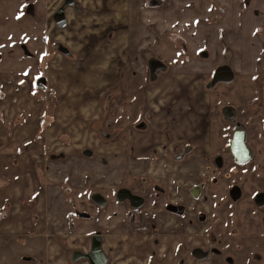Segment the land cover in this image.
<instances>
[{"label": "crops", "instance_id": "1", "mask_svg": "<svg viewBox=\"0 0 264 264\" xmlns=\"http://www.w3.org/2000/svg\"><path fill=\"white\" fill-rule=\"evenodd\" d=\"M66 1L74 4L66 8L67 23L63 29L56 25L53 16ZM216 1L225 10L219 21L212 22L214 10L210 0H48V35L65 40L74 54L46 55L42 65L48 84L45 91L33 89L34 70L0 68V264H68L67 250L72 246L66 238L78 236L77 232L92 235L95 227L91 224L68 225L71 208L62 188L68 183L75 189L79 182L71 181V177L54 179L60 178L55 175L61 168L57 165L60 162L89 160L81 154L83 150L93 148L97 152L95 160L100 163L113 157L137 159L146 144L145 138L150 136L155 142L150 146H159L165 140L163 130L167 127L172 132V149L192 144L195 149L189 157L199 155L205 159L210 155L211 151L203 150L211 136L207 83L210 74L218 66H225L240 83L256 82L261 74L264 85V0ZM193 2L195 6L191 7ZM112 31L115 53H106L109 44H103L104 54L91 65L88 60L98 44H90L92 39L102 34L109 38ZM169 31L180 32L186 38L191 57L187 62L175 58V64L158 82L162 85L151 87L153 99L158 96L155 101H159L153 105L151 131L129 129L119 137L124 146L118 155H111L110 151L100 155L104 152L100 146L109 148L113 142H101L89 123L100 115L104 94L116 82L126 79L128 71L140 70L139 74H144L147 54L168 59L162 46L167 45L168 52H174L166 39ZM80 35L89 37L84 44L79 42ZM104 41L110 43L111 39ZM86 44L92 48L83 46ZM202 47L210 50V59L196 56ZM85 83L97 84L98 89L91 91L86 86L83 90ZM168 83L170 87L160 91ZM70 88H76L75 94H71ZM261 90L264 96V87ZM59 106L65 108L62 119L56 117ZM194 108L200 117L192 123L189 117ZM168 112L172 113V121L167 119V126L161 124L157 129ZM45 130L54 132L50 134L51 145L45 141ZM64 137L68 138L67 143L71 142L70 146L63 143ZM76 142L84 145L78 146ZM60 151L68 153V159L49 158L52 152ZM253 153L256 155L254 150ZM69 172L85 175L87 170ZM52 180L55 182L50 183Z\"/></svg>", "mask_w": 264, "mask_h": 264}, {"label": "rangeland", "instance_id": "2", "mask_svg": "<svg viewBox=\"0 0 264 264\" xmlns=\"http://www.w3.org/2000/svg\"><path fill=\"white\" fill-rule=\"evenodd\" d=\"M210 2L214 10V15L210 19H212V22L219 21L221 19L220 15H223L225 9L222 6H219L216 0H210ZM194 6H195V2L192 3L191 7ZM47 10H48V0H0V68L3 69L23 68L27 70L29 69L33 70L34 69L33 66L34 67L36 66L37 61L40 60L39 57H41L42 54L51 53V55H53L56 53L53 51L52 48V46H56L54 42L64 41L63 44H66L65 40L55 39L54 38L55 36L50 38V36L48 35L49 19L47 17V13H48ZM59 28H63V27H59ZM172 33L174 32L172 31ZM176 33L180 34V32H176ZM114 35L115 33L112 31L109 35V38L108 36H104L103 34L94 36L90 44H97V43L98 44L96 46V50L92 53V56L90 57L91 59L88 60L89 62H91L90 63L91 65H94L98 61V59H100V57L104 54V51L102 50L103 44L106 45V47H108L109 44V50H106V53H115L114 51L115 43L113 39ZM88 38L89 37L85 35L84 36L80 35L79 42L84 44ZM174 38L178 39V36H175ZM104 39L106 40L111 39V42L110 43L108 41L103 42ZM67 40H69V37H67ZM169 42H172V44L171 43L170 44L172 45V49H174V52L173 51L168 52V49H166L167 45L162 46V50L166 51L167 53L166 57L168 58V60H172V66L175 64L177 60L175 58H182V60L186 62L190 59L191 57L190 54H189V59H185V51L180 41L179 43H176L172 39V41L170 40ZM186 42L188 48L189 46L188 41L186 40ZM83 46H87L88 49L92 48V45L86 44ZM112 55H113L112 57H114V54ZM196 56H198V58L200 59L208 60L211 57V52L207 47H202L198 50V54ZM41 64L43 65L44 62ZM72 64L77 68V64L75 63ZM219 67L220 66H218L215 69V71L210 74L209 79L207 81L209 87L210 106H211V111L209 115L211 122V130H210L211 136H210V142L208 141V143H206L207 147L206 148L203 147V150L206 151L209 150V152L211 151L210 155L207 156L205 159H201L202 156L199 155L191 156L188 157V160L182 163L172 160V163L169 162L168 163L169 165L164 164V166L163 164H159V161L155 163V169L160 165H162L160 166V168L167 169L165 170V172H167L166 175L169 174V177H172V192L176 193L177 194L176 197L178 198L182 196L185 197V192H187L186 185L195 181L196 178L199 177L201 173L203 172H206L208 174L211 173V170H208L209 166L208 167L206 166L207 164L208 165L212 164V160L214 156L218 154V152L219 154L221 152H226L227 157L230 159L229 143H228L229 129L236 122H242L248 126L250 132L249 143L256 154L252 162V164L255 165V176H254L255 186L250 191L251 193L254 194L260 191L264 192V106L262 105L264 104V96L262 94L263 90H261L264 87V85L262 86L261 83L263 78L261 74H258L255 79L256 82L253 83L252 81L251 82L246 81L240 83L239 79L236 78V79H232L231 82H226L221 80L216 84H213L216 72ZM86 69H88V67H86ZM35 71L36 70H34V72ZM139 73L140 70L138 73H136L133 70L128 71L126 74V79L122 80V82L111 83V84L114 83L116 84V87L110 90L111 102H109L108 98H105L102 101V104L106 105L107 103L111 107H113V109H111L112 112L111 116L114 114V118H115V113L116 114L119 113V107L124 105V102H122L123 100L120 99L119 96L120 92L124 94L123 95L124 100L126 99L132 100L137 98L139 86L142 83V77H143L142 75L143 73L142 74ZM60 84L62 85V83ZM127 84L128 87H126ZM160 85H162V82L155 85H151V87L154 86V88H158ZM170 85L171 83H168V86L162 87L160 91L167 90L170 87ZM86 86H88L91 91L94 89H98L97 84L94 85L92 83L91 84L85 83L83 90H86ZM75 92H76V88L71 89V94H75ZM79 92L81 93L82 90L79 89ZM90 93L91 92H89V94ZM156 97L154 98L157 99ZM155 99H153L154 100L153 102L157 104L159 101L157 102L155 101ZM165 101L166 98H164L163 102ZM194 103L197 102L194 100ZM127 104H131V103H127ZM195 108L193 109L194 114L192 113L189 117L192 123L195 122L194 121L195 118L200 117L198 112L195 110ZM64 110H65L64 107L61 109V107L59 106L57 108L56 117L60 119L64 118V116L66 115ZM59 112H61V114H59ZM167 119H169V121H172L171 112L166 113V118L164 117L163 121L158 122L157 129L161 127V124L167 126L166 124ZM114 124L120 126L127 125L125 121H118V120H116ZM43 132L45 134L46 143L50 142L51 145V141L53 139L50 140V134L54 132L46 131V130ZM65 132L63 134H67ZM156 137L159 139L161 138L160 136H156ZM180 137L184 138L183 135H180ZM62 141L63 143H66L67 146L71 145V142L67 143L68 141L67 137H64ZM143 142L146 144L142 147V149H147L150 146V143L153 144L155 143L153 140H151L150 136H147L145 138V141ZM142 143H140L139 145H141ZM76 144L78 146L84 145L79 142H76ZM123 146L124 145H122V141L118 138L117 140H115V142H113L110 145L109 148H106L105 146H100V148L103 149L104 152H99V154L100 155L109 154L106 151H110L111 155L113 154L118 155L119 154L118 151ZM198 147H196V149ZM176 152L177 150L173 148L172 153L176 154ZM141 153L143 152L141 151ZM65 154L66 155L64 159L67 158L68 153L65 152ZM80 160L81 159H78L77 162H72V163L60 162L59 164H57L60 165L61 168L59 169V171L56 172L55 175L59 176L60 178H54L55 180H58L61 179V177L63 178L71 177V181L73 182L78 181L79 186L78 184L75 185V189L72 191V194H74V196L76 194L75 197L77 202L79 203L81 198L87 194V192L81 193L82 190H86L85 188L87 186L89 187V190L95 188L93 186L94 182L92 180H96L98 183L99 181H103V179H105L106 181H103L102 186H107L112 184L116 185L118 184V182H114V181H120L121 179L120 175H122L125 172L124 167L126 166L127 176L128 174H132V177H129L126 180V185H128L130 184L131 181L134 180V178H136L137 176L141 175L144 171L149 169L150 164L147 162L151 161L148 159L141 160L139 156H137V159H135L134 157L133 158L117 157L115 159L113 157L112 159L105 160L102 163H100V160H95V158L86 161L83 160V163H78ZM247 166L244 169L248 170ZM69 170H87V172L85 175H82L81 173L69 172ZM191 171H193L192 172L193 174H190ZM158 173H161L160 169ZM223 176L224 175L222 172L220 177L223 178ZM49 182L54 183L55 181L52 180ZM109 182L112 184H110ZM229 183L230 182L226 180H222L220 184L215 185V188H211L209 195L210 199H207L208 195L206 196V199H204L205 202L206 200L209 201V205L207 202L206 203L207 206L210 208V212L208 209V214L210 216L206 223L201 224L195 221L194 224H192L189 229L186 228L184 225L186 219L195 218V216L192 215L191 213L196 212V208H198L199 205L203 203L202 201L192 202L190 205L194 204V206H192V209H189V214L187 212L182 216L176 217V220L178 222V226L174 228V230H176V236L184 235L183 237L184 240L187 243L194 244V247H199L201 245L200 243H197L195 241L200 240L201 238L203 239L206 238L207 237L206 234L209 235L214 234V237L217 238V240L215 239L214 241L210 239L211 242L213 243L210 245L211 249H208V251L213 254L212 249L217 248L220 250V256L216 255L213 258H209L207 261L206 260L202 261L200 259H193V256H188V258L193 260L192 262L190 261L189 264H264V207L260 208L258 205L254 206V204H248V200L240 201L238 206L236 207L232 206L230 203H227L225 205L224 204L225 200L229 199L226 193V189ZM147 209H152V208L151 206H148V208L143 209L144 212H147L148 211ZM251 209L254 210L252 211ZM250 211L251 213L253 212L250 217V219L252 220L251 223L250 221H244L245 218L244 214L246 215L247 218H249V216H247L246 213ZM100 213H101V217H99V220H101L100 226H97L94 221H81L77 225L81 226L84 223H88L91 224V226L95 227L94 231L97 228H99V230H102L105 236L104 248L109 253L111 251L115 252L114 255H116L117 257L115 260L116 261L115 264H118L119 261H122V259L124 260L123 256H126V253L128 251L133 252L134 250H137L136 245L139 246V248H142L143 250L142 253L143 255H145V250H148L150 248V247L147 248L146 245L151 246L153 233H151L150 231H145L138 236L134 232L136 229L134 225L123 226L120 224L119 226L116 225V227H108L110 225L119 222L121 218L124 216V212L121 211L120 207L116 209L115 207H113L109 210L105 209L104 211H100ZM146 217H150L149 219L154 218L153 215L151 216L149 214H146ZM142 229L147 230L149 228H147V226H143ZM75 232L76 229H74L73 234ZM108 232H110L111 235H108ZM163 232H164L163 233L164 236H169L163 242H166L169 245L170 254L164 256L165 258L164 263H151V264H167L172 258L173 240H172V236L169 235V233L172 232V226L169 227V229L168 227L164 228ZM79 234L80 233L77 232L78 236L70 235L69 238H66L67 243L70 244V246H72L71 248H69V250L84 245L85 242H87L91 236L90 233L87 235H79ZM176 238L177 240H180L179 239L180 237H175V239ZM189 238H192V241H188ZM176 246H178V243L176 244ZM68 255H70V253H68ZM145 257H147V255ZM84 263L86 262H84L83 260L77 262V264H84Z\"/></svg>", "mask_w": 264, "mask_h": 264}, {"label": "flooded vegetation", "instance_id": "3", "mask_svg": "<svg viewBox=\"0 0 264 264\" xmlns=\"http://www.w3.org/2000/svg\"><path fill=\"white\" fill-rule=\"evenodd\" d=\"M171 33L172 31L166 33V39L168 40V42L170 40L172 41V39L170 38ZM54 43L56 44V46H52L54 52H60L66 56H73V53L70 51L71 49H69L67 45L63 44L60 41ZM169 43L172 44V42ZM64 47L69 50L70 54H65L62 51ZM46 55L51 56V53H45L44 55L42 54V56L39 57L40 60L37 61L36 66H33V70H36L35 72L33 71L32 78V87L34 90L45 91L48 89V84L44 75V69L42 67V64L40 63L41 61L45 62L47 57ZM145 57V71L144 74H142V83L139 86L137 98L132 100H124V94L120 92L119 96L120 99L123 100L122 102H124V105L119 107V113H115V118L114 114L111 116V109H113V107L106 103V105L102 104L100 115L90 120L89 124L95 131L101 142H114L119 137L125 136L128 133L129 129H136L140 133L151 131L152 120L155 118V114L153 113L154 95L151 90V85L157 84L163 78V74L167 73L169 66L172 65V60H168L165 58L162 59L155 55L151 56L150 54H147ZM114 87H112L110 90H112ZM126 87H128V84ZM110 90L106 94H104L101 102L105 98H108L109 102H111ZM116 120L125 121L127 125H116L114 124ZM236 126L237 122L234 123L233 126H231L229 129L228 143L230 159L227 157L226 152H221L220 154L218 152V154L214 156L212 164H207L206 166H209V169H207L211 170V173L208 174L206 172H203L199 175V177L196 178L195 181L191 182L190 185H186L187 192H185V197H176L177 194L172 192V177H169V174L166 175V168H160V166L162 165L158 166L155 169V163L159 161V164H163L164 166V164L169 165V162L172 163V160L179 163L185 162L195 148L192 144H186L183 145L182 148H178L176 154H173L172 132L167 127H165L163 130L165 140L161 145H151L147 149H141L145 152L138 153L141 160H151L147 162L150 164V167L146 171L142 169L144 172L134 178V180L131 181L130 184L126 185V180L127 178L132 177V174H128L127 176V172L125 171L122 175H120V181H114L118 182V184L116 185H113L109 182L112 185L102 186L103 181H106L105 179H103V181H99L98 183L96 180H92L94 182L93 186L95 188L89 190V187L87 186L85 188L86 190H82L81 193L87 192V194L81 198L80 203L76 200V194L75 196L74 194L70 196L71 199L68 200V203L71 210L68 214V225L76 226L79 222L87 220L94 221L97 226H100V211H104L105 209L109 210L113 207H115V209L120 207L121 211L124 212V216L119 222L108 227H116V225L119 226L120 224L123 226L134 225L136 228L134 232L138 236L145 231H150L151 233H153L151 246L146 245L147 248H150L148 250H145V255H143L142 253V248H139V246L136 245L137 250H134L133 252L128 251L126 253V256H123L124 260L122 259V261H119L118 264L164 263V256L170 254V247L166 242H163L169 237L163 235V229L167 227L169 229V227L171 226L172 232L169 233V235L172 236L173 240L172 258L167 264H189V262H192L193 260L188 258V256H193V259H200L202 261H207L209 258H213L216 255L220 256V250L217 248L212 249L213 254L208 251V249H211L210 245L213 243L210 239H212L213 241L215 239L217 240V238L214 237V234H206V238H201L200 240L195 241L197 243H200L201 245L199 247H194V244L187 243L184 240V235L176 236V230H174V228L178 226L176 217L182 216L187 212L189 214V209H192V206H194V204H190L192 202L198 201H202L203 203L199 205L198 208H196L195 213H191L195 216V218L186 219L184 225L189 229L195 221L201 224L206 223L210 216L208 214V209L210 212V208L207 206V203L209 205V201L206 200V203L204 199H206L207 195V199H210L209 195L211 188H215V185L220 184L222 180L230 182L226 189V193L229 199L225 200V205L227 203H230L232 206L236 207L238 206L240 201L248 200V204H254V206L258 205L260 208L264 207V192L260 191L254 194L250 191L255 186V165L252 164L255 156L254 153L246 163H240L239 161L234 159L230 150L231 134ZM245 126L247 129L246 141L248 146L252 149V146L249 143L250 132L248 126L246 124ZM188 146L193 147L191 152L186 154L183 159L179 161L176 160V156L181 155L185 147ZM135 151L136 149L133 148V152ZM81 154L83 156L89 157L90 159H93L96 158L97 152L93 148H91L83 150ZM63 155L64 153L62 151L55 153L52 152L50 154V159L62 160L65 157ZM145 156H147L148 158ZM246 166L248 170L244 169ZM159 169L161 173H158ZM220 172L221 174L223 172V178L220 177ZM66 184L70 187L68 183ZM70 188L72 192L74 189L72 187ZM62 190L63 192H66L63 188ZM148 206H151L152 209H147L148 211L144 212L143 209L148 208ZM251 210L253 211L254 209ZM252 213L251 211L246 213L249 218H247L244 214V221H250L251 223L252 220L250 219V217ZM146 214H149L151 216L153 215L154 218L149 219L150 217H146ZM143 226H147V228L149 229L144 230L142 229ZM108 235H111L110 232H108ZM104 237L105 236L102 230H99V228H97L91 235L90 239L85 242L84 245L73 248L72 250H67V253H70L68 264H76L80 260H83L84 262H86V264H100L102 260H105V264H115V260L117 258L116 255H114L115 252L111 251L109 253L104 248ZM175 237H180V240H177V238L175 239ZM188 241H192V238H189ZM99 242H101L102 244L105 258H101L100 256L96 255L95 248L97 247ZM177 243L178 246H176ZM85 253L89 254V257H87L86 259L80 258L77 261L73 260L75 256H82ZM146 255L147 257H145Z\"/></svg>", "mask_w": 264, "mask_h": 264}, {"label": "water", "instance_id": "4", "mask_svg": "<svg viewBox=\"0 0 264 264\" xmlns=\"http://www.w3.org/2000/svg\"><path fill=\"white\" fill-rule=\"evenodd\" d=\"M69 4L73 6L74 3L73 2L70 3L66 1V3L56 12L54 16L55 22L60 27L65 26L67 23L65 11ZM62 51L65 54H70L69 50L66 47H64ZM232 79H233L232 70L228 67L222 66L218 68L213 84H216L221 80L226 82H231ZM246 140H247L246 126L242 122H237V126L232 131L231 134L230 150L232 152L234 159H236L240 163H246L253 156V150L248 146ZM192 148H193L192 146L185 147L183 153L179 156H176V160L183 159V157L186 154L191 152ZM95 250L97 256H100L101 258L103 257L105 258L101 242H99ZM87 257H89V254L85 253L82 256H75L73 260L77 261L80 258L86 259ZM100 264H105V260L104 261L102 260Z\"/></svg>", "mask_w": 264, "mask_h": 264}, {"label": "trees", "instance_id": "5", "mask_svg": "<svg viewBox=\"0 0 264 264\" xmlns=\"http://www.w3.org/2000/svg\"><path fill=\"white\" fill-rule=\"evenodd\" d=\"M175 36H178V39H179V40H178L177 38H174ZM170 38L173 39L174 42H176V43H179V41H180V43H181V45H182V47L184 48V51H185V59H189V53H188V48H187V42H186L185 38H184L181 34L176 33V32L171 33V34H170ZM200 55H201V54H200ZM64 156H65V154H64ZM63 188H64V190L66 191V194H67V196H68V199H71V197H70L71 188H70L67 184H64V185H63Z\"/></svg>", "mask_w": 264, "mask_h": 264}]
</instances>
